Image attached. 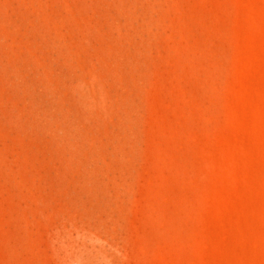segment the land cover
Wrapping results in <instances>:
<instances>
[{
	"label": "rangeland",
	"instance_id": "obj_1",
	"mask_svg": "<svg viewBox=\"0 0 264 264\" xmlns=\"http://www.w3.org/2000/svg\"><path fill=\"white\" fill-rule=\"evenodd\" d=\"M0 264H264V0H0Z\"/></svg>",
	"mask_w": 264,
	"mask_h": 264
}]
</instances>
